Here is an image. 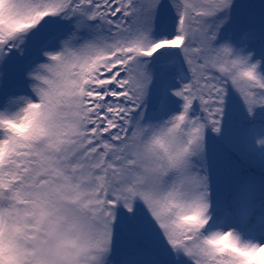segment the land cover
Instances as JSON below:
<instances>
[{"label":"snow or ice","instance_id":"obj_1","mask_svg":"<svg viewBox=\"0 0 264 264\" xmlns=\"http://www.w3.org/2000/svg\"><path fill=\"white\" fill-rule=\"evenodd\" d=\"M0 264H264V0H0Z\"/></svg>","mask_w":264,"mask_h":264}]
</instances>
